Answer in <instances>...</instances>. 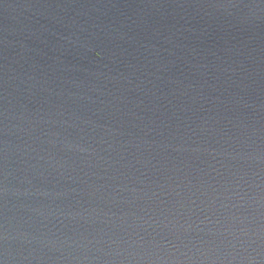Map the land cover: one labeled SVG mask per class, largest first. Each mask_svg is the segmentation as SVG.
Listing matches in <instances>:
<instances>
[{"label": "water", "instance_id": "95a60500", "mask_svg": "<svg viewBox=\"0 0 264 264\" xmlns=\"http://www.w3.org/2000/svg\"><path fill=\"white\" fill-rule=\"evenodd\" d=\"M0 264H264V0H0Z\"/></svg>", "mask_w": 264, "mask_h": 264}]
</instances>
